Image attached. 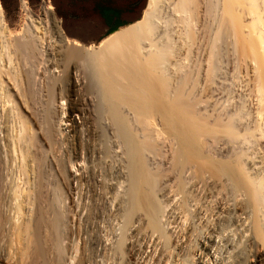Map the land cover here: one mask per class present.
<instances>
[{
	"label": "bare ground",
	"instance_id": "1",
	"mask_svg": "<svg viewBox=\"0 0 264 264\" xmlns=\"http://www.w3.org/2000/svg\"><path fill=\"white\" fill-rule=\"evenodd\" d=\"M191 1L148 0L141 19L81 48L53 4L35 11L23 0L25 26L15 32L0 2V264H27L32 221L41 217L45 198L60 199L50 168L71 194L77 175L63 170L59 157L72 148L79 159L88 143L102 164L94 181L109 211L99 222L104 254L117 241L120 247L144 210L161 261L169 257L170 232L192 241L214 216L199 238V264H264V0H198L204 40L185 75L197 80L186 85L177 66L189 42ZM71 44L64 119L65 96L51 101L48 84L62 75ZM45 115L55 124L53 137ZM157 180L161 200L154 198ZM119 190L125 200L117 216L111 198ZM192 212L196 219L185 230ZM54 225L61 244V216ZM181 253L173 254V264H184ZM113 258L100 263L115 264Z\"/></svg>",
	"mask_w": 264,
	"mask_h": 264
},
{
	"label": "rangeland",
	"instance_id": "2",
	"mask_svg": "<svg viewBox=\"0 0 264 264\" xmlns=\"http://www.w3.org/2000/svg\"><path fill=\"white\" fill-rule=\"evenodd\" d=\"M23 0H0L5 6L6 13H8V22L15 32L18 28L25 26V14ZM29 1V2H28ZM35 11H39L46 4H53L56 7V18L60 21L65 33L72 41L77 40L80 45H69L65 49V59L63 62L65 67L61 76L50 77L48 87L51 93V101H58L60 95L65 96L64 103L61 104V117L67 119L69 114V97L67 94L71 91L70 83L65 75V68L73 63L74 58L70 55L73 46L81 48L82 45H98L104 38L109 36L114 31L121 29L143 17L144 11L147 7L148 0H27ZM198 0L190 2L192 10L187 17L189 23L187 25V36L189 39L186 53L180 59L179 67L180 75L185 76L187 72H191V67L195 66L199 58V48L204 35L200 28L202 24L199 11ZM111 8L121 11L120 25L111 32V26L104 16L103 9ZM208 26V22L206 23ZM176 52H183L180 44L173 40ZM69 49V50H68ZM71 50V51H70ZM68 51V52H67ZM178 53V54H179ZM176 56H171L169 61H174ZM225 65V63H224ZM66 68V70H67ZM65 72V73H64ZM64 78V79H63ZM194 78V79H193ZM197 76L189 74L183 78V82L194 83ZM60 81V82H58ZM63 81V82H62ZM172 82V81H171ZM60 85L58 90L57 84ZM55 86H54V85ZM62 86V87H61ZM48 87H46L48 89ZM57 89V90H56ZM70 90V91H69ZM61 91V92H60ZM35 95V91H32ZM56 99V101L54 100ZM68 99V100H67ZM52 105V104H50ZM65 110V111H64ZM67 112V113H66ZM80 115L72 113V121L80 122ZM46 118V120H45ZM43 118V126L50 137H53L55 132V124L51 121L48 115ZM50 120V121H49ZM68 121V122H72ZM53 133V134H52ZM68 147L71 148V142L68 139ZM91 144H87L90 150ZM56 145L52 146V150H57ZM88 149L79 150V159L74 157L72 148L64 154H60V167L77 175L69 184L73 186V192H67V186L58 175L56 168H50V178L57 189L60 199L50 195L45 198L46 204L42 211L41 217L33 220V228L31 226L30 242L27 246L26 263L27 264H101L100 260L105 257H114L115 264H173V254L181 251L180 263L184 264H199L197 259L196 249L199 247L200 237L210 225L216 222L214 216L209 222L203 224L196 230L190 239L185 236L175 238L173 233H169L166 240V247L169 257L161 261L158 257L159 253L156 249V240L154 236V229L148 225L147 219L143 215V211L137 212L126 228L125 237L120 239V247L117 248L115 243L112 251L105 254L102 249V241L104 239L102 228L99 222L103 220V216L107 217L109 211L106 208L105 197L98 191L97 183L94 181V175L102 170L100 158H93L89 155ZM87 152V153H86ZM79 163V165H78ZM89 175L88 177H85ZM165 172L159 173V180L164 177ZM91 178V179H90ZM154 183L153 190H156V197L161 200L158 187L160 181ZM151 188V187H150ZM124 192L119 190L111 198L115 204V211L117 216H120L122 207L124 205ZM156 196V197H155ZM55 198V199H54ZM50 199V200H49ZM53 203V204H52ZM58 216L63 219L64 225L62 230L61 244L58 242V229L56 228L55 220ZM196 219V212H192L190 218L186 222L185 230H188L190 225ZM36 221V222H35ZM179 240V241H178ZM184 240L191 243L184 247ZM63 246V247H61ZM183 247V249H182ZM26 254V253H25ZM99 259V260H98Z\"/></svg>",
	"mask_w": 264,
	"mask_h": 264
},
{
	"label": "trees",
	"instance_id": "3",
	"mask_svg": "<svg viewBox=\"0 0 264 264\" xmlns=\"http://www.w3.org/2000/svg\"><path fill=\"white\" fill-rule=\"evenodd\" d=\"M55 6V5H54ZM5 7V6H4ZM56 9V7H55ZM103 13L104 16L107 18L110 26H111V32L116 30L118 28V26L120 25V14L121 11L115 10V9H111V8H104L103 9ZM7 16L9 18V15L7 13Z\"/></svg>",
	"mask_w": 264,
	"mask_h": 264
}]
</instances>
